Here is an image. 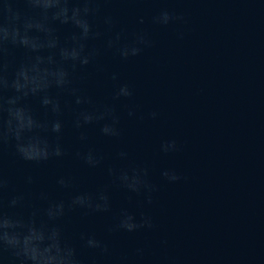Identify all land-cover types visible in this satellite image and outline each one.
Instances as JSON below:
<instances>
[{
	"label": "water",
	"instance_id": "1",
	"mask_svg": "<svg viewBox=\"0 0 264 264\" xmlns=\"http://www.w3.org/2000/svg\"><path fill=\"white\" fill-rule=\"evenodd\" d=\"M0 264H264V0H0Z\"/></svg>",
	"mask_w": 264,
	"mask_h": 264
}]
</instances>
